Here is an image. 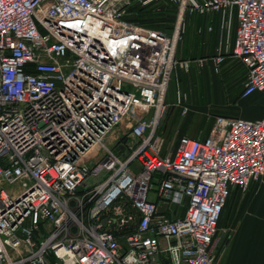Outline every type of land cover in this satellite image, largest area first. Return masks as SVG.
Returning <instances> with one entry per match:
<instances>
[{"label":"built area","instance_id":"built-area-1","mask_svg":"<svg viewBox=\"0 0 264 264\" xmlns=\"http://www.w3.org/2000/svg\"><path fill=\"white\" fill-rule=\"evenodd\" d=\"M158 1L0 0V264H216L231 190L264 175V117L216 115L172 150L157 128L175 67L205 64L176 58L186 13L234 17L208 59L264 89V0H169V32L126 19Z\"/></svg>","mask_w":264,"mask_h":264},{"label":"crops","instance_id":"crops-1","mask_svg":"<svg viewBox=\"0 0 264 264\" xmlns=\"http://www.w3.org/2000/svg\"><path fill=\"white\" fill-rule=\"evenodd\" d=\"M222 22L220 13H186L184 34L178 42L176 58L206 57L229 50L235 37L236 19L232 17L226 25ZM208 26H212V29H207ZM198 68L193 65L190 69L195 73L194 77L196 69L205 77L202 82V90L206 94L203 109L205 121L204 126H201L203 134L195 138L202 139L207 135L213 124L212 117L216 115L249 120L264 117V89L247 97L241 96L247 69L239 59L226 55L218 71L214 70L209 60L199 70ZM225 74L229 78H223ZM219 75H222V79ZM234 75L238 76V80L231 81L230 78ZM197 81L196 78L194 83L198 96ZM207 120H210L209 123ZM185 132L186 127L181 130V135H185ZM218 235L222 243L216 264H264V175L260 181L251 182L243 192L231 190L221 213ZM159 259L162 264H166L167 260L163 255H159Z\"/></svg>","mask_w":264,"mask_h":264},{"label":"rangeland","instance_id":"rangeland-1","mask_svg":"<svg viewBox=\"0 0 264 264\" xmlns=\"http://www.w3.org/2000/svg\"><path fill=\"white\" fill-rule=\"evenodd\" d=\"M205 58L206 59L204 63L209 60L208 56H206ZM193 65L199 67L198 70L201 67L200 65L193 63L191 64L190 68ZM190 68L188 71H186L185 68L176 66L173 70L172 77L168 84L164 99L165 111L157 128V133L163 139L164 150H172L176 146L180 137H182L181 130H183V128L185 127L186 132L185 135H183L184 137L195 138L203 134V132H201L203 127L201 126H204L203 123L205 121V110L203 109L205 106L204 101L206 94L202 90V82L204 81L205 77H203V73H198L197 69L196 76L194 77L195 73L192 72ZM219 76L222 79V75ZM196 78L198 80L197 85L199 88L198 96L195 90L194 83ZM223 78H229V76L225 74ZM230 80L236 81L238 80V76L234 75L230 78ZM214 117L215 116L212 117L213 120ZM186 120H188V123L186 122ZM207 121L209 123L210 120ZM205 126H207V122ZM123 129L124 126L120 127V131H122ZM205 129L206 127H204L203 131H205ZM118 130H116L107 138L106 143L109 147L114 144V137L115 134L117 135ZM98 179L99 176L93 177L89 180V182L93 183Z\"/></svg>","mask_w":264,"mask_h":264},{"label":"trees","instance_id":"trees-1","mask_svg":"<svg viewBox=\"0 0 264 264\" xmlns=\"http://www.w3.org/2000/svg\"><path fill=\"white\" fill-rule=\"evenodd\" d=\"M128 11L129 14L126 19L150 28L169 32L176 18L177 6L169 0H159L157 3L146 5L132 3Z\"/></svg>","mask_w":264,"mask_h":264},{"label":"water","instance_id":"water-1","mask_svg":"<svg viewBox=\"0 0 264 264\" xmlns=\"http://www.w3.org/2000/svg\"><path fill=\"white\" fill-rule=\"evenodd\" d=\"M164 206H165L164 203L160 204V205L158 206V208H157V211H158V212H162V211L164 210Z\"/></svg>","mask_w":264,"mask_h":264}]
</instances>
